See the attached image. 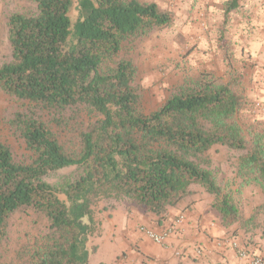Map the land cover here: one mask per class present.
Masks as SVG:
<instances>
[{
	"label": "trees",
	"instance_id": "trees-1",
	"mask_svg": "<svg viewBox=\"0 0 264 264\" xmlns=\"http://www.w3.org/2000/svg\"><path fill=\"white\" fill-rule=\"evenodd\" d=\"M26 1L6 14L0 90L44 113L14 115L25 159L0 143V255L10 219L21 210L46 227L24 245L27 258L19 264H86L99 201L107 210L122 205L128 214L134 207L160 221L201 193L220 225L233 227L232 237L259 254L264 120H245L247 100L235 81L198 72L145 113L136 66L118 56L127 43L169 26L171 12L155 2L77 0L72 21L74 0ZM244 1L228 0L225 23ZM76 110L91 118L81 120L75 148L67 150L52 123ZM217 145L227 151L222 161L211 153ZM247 187L261 194L249 213L241 201Z\"/></svg>",
	"mask_w": 264,
	"mask_h": 264
},
{
	"label": "rangeland",
	"instance_id": "rangeland-1",
	"mask_svg": "<svg viewBox=\"0 0 264 264\" xmlns=\"http://www.w3.org/2000/svg\"><path fill=\"white\" fill-rule=\"evenodd\" d=\"M139 1L155 2L172 13L169 26L127 43L118 56L131 60L136 66L140 105L145 113L157 108L185 79L209 70L224 80L235 81L237 91L247 100L242 110L245 120L251 123L264 120V0H245L240 8L228 14L226 23L228 0ZM76 5L77 0H74L69 12L72 21L77 16ZM24 6H28L26 0H0V63L8 52L6 14ZM31 109L44 113L37 106L32 107L0 90V143L9 145L16 159H25L28 151L13 123L14 115L29 113ZM78 111L68 114L61 122L52 123L67 150L75 148L81 120L91 118L89 113ZM211 153L222 161L227 151L217 145ZM201 195L208 196L201 193L196 198ZM241 201L245 212L249 213L261 201L259 189L245 188ZM103 206V201L94 206L96 228L88 238L86 264H126L129 255L121 248V244L128 241L122 233L128 219L123 214L125 209L122 205L109 210ZM133 212L134 207H131L129 213ZM45 227V221L29 209L15 213L2 245L0 264L22 263L27 258L24 245L34 243ZM259 245L257 252L264 258V240Z\"/></svg>",
	"mask_w": 264,
	"mask_h": 264
},
{
	"label": "crops",
	"instance_id": "crops-1",
	"mask_svg": "<svg viewBox=\"0 0 264 264\" xmlns=\"http://www.w3.org/2000/svg\"><path fill=\"white\" fill-rule=\"evenodd\" d=\"M123 214L128 217L122 231L128 241L121 244L129 255L126 264H245L232 248L218 244L220 240L231 238L232 233L220 225L211 210L208 196L201 195L189 205L185 202L179 204L160 221L137 212ZM178 214H183L184 219L163 244L152 242L138 230L142 224L160 228L172 222ZM196 246L200 247V254L194 251Z\"/></svg>",
	"mask_w": 264,
	"mask_h": 264
},
{
	"label": "built area",
	"instance_id": "built-area-1",
	"mask_svg": "<svg viewBox=\"0 0 264 264\" xmlns=\"http://www.w3.org/2000/svg\"><path fill=\"white\" fill-rule=\"evenodd\" d=\"M183 219L184 215L178 214L172 222L163 225L160 228H154L142 224L139 225L138 230L142 232L152 242L157 244H163L166 242L168 237L176 231ZM218 244H220V246L224 245L232 248L236 256L241 261L245 262V264H264V258L262 257V255L257 253H248L238 238L231 237L224 240H220L218 241ZM194 251L197 254L201 253V249L199 246H196L194 248Z\"/></svg>",
	"mask_w": 264,
	"mask_h": 264
}]
</instances>
